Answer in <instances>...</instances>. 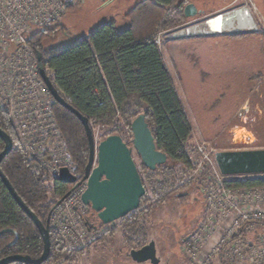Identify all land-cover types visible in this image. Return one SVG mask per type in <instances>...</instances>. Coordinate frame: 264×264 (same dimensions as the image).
Masks as SVG:
<instances>
[{
    "label": "trees",
    "instance_id": "obj_1",
    "mask_svg": "<svg viewBox=\"0 0 264 264\" xmlns=\"http://www.w3.org/2000/svg\"><path fill=\"white\" fill-rule=\"evenodd\" d=\"M184 1L139 0L125 15L126 28L119 29L114 20L107 21L70 43L47 46V42L59 33L65 34L60 21L53 28L32 29L26 36L36 59L37 54L40 55L50 82L67 104L88 119L91 128L110 127V135H120L124 129L132 134L133 120L141 114L145 116L156 149L167 157L164 165L151 172L162 176L147 179L153 193L160 196L157 203L190 185L189 181L175 187L180 181L179 170L187 171L193 166L187 146L192 125L156 42V34L169 29L171 22L186 20L183 10L187 4ZM73 6L68 5L66 10ZM53 113L76 172L84 175L89 156L84 127L74 114L57 102H54ZM0 129L13 143L11 151L0 163L1 172L25 206L46 225L50 211L72 187L55 179L53 196L57 201L51 202L45 189V172L19 147L7 114L1 108ZM3 150L4 142L0 139V153ZM143 169L147 170L144 165ZM245 176L248 177L228 176L230 178L224 180L225 188H264V174ZM142 182L145 188L143 179ZM170 188L172 190L167 191ZM147 193L145 188L138 210L119 219L126 241V236L136 230L139 219L147 213V209H141L143 201H148ZM183 195L175 196L183 198ZM115 231L108 230L109 234ZM143 231L140 229L141 240H132L131 249H139L148 243ZM49 238L50 253L42 264L59 260L73 263L83 252L68 251L50 229ZM43 247L37 226L22 211L0 178V259L15 255L36 259L42 255Z\"/></svg>",
    "mask_w": 264,
    "mask_h": 264
},
{
    "label": "rangeland",
    "instance_id": "obj_2",
    "mask_svg": "<svg viewBox=\"0 0 264 264\" xmlns=\"http://www.w3.org/2000/svg\"><path fill=\"white\" fill-rule=\"evenodd\" d=\"M228 1L230 0H185L186 4L194 5L201 13L192 18L185 17L184 21L171 22L169 29L156 34L165 63L192 125V135L187 146L191 152L193 166L187 171L179 170L180 181L175 187L189 181L190 185L173 192L165 201L157 203L160 196L153 193L147 184V179L151 176L160 178L162 175L157 173L152 175L153 171L144 170L143 163L133 150V160L148 192L146 196L148 201H143L141 204V209H147V213L139 219L136 230L133 229V232L126 236L127 241L123 239L119 220L94 231L91 226L85 225V218L91 217L93 213L88 206L81 204L80 199L86 188L85 183L51 214L49 229L62 240L68 251L82 250L84 253L92 247H97L100 250L107 249L109 253L113 251L115 257L118 256L119 260H123L122 264H125L124 261L137 264L129 257V251L132 240L139 241L140 229L143 228L148 243L150 241L155 243L159 264H195L186 255L184 242L208 214L209 203L205 195L211 187L204 181V176H208V171L203 165H206V160L197 148L205 146L206 153L210 154L207 155L208 157L214 156L219 151L264 149V0H234L232 4L227 5ZM116 2L110 6L109 12L104 9V0H72L68 5L74 6L67 10L65 8L60 19L65 34L59 33L55 39L47 42V46L73 42L79 36L86 35L106 22L110 13L116 14L118 24L122 22L127 26L128 23L123 16L137 1L117 0ZM218 4L224 5L220 13L214 9ZM243 7L250 9L252 31L243 35H204L201 32L200 29L205 27L203 25L206 20L218 16L220 20L218 23H222L224 17L236 15L233 12ZM121 12H123L122 16ZM237 18L238 16L233 19L237 21ZM53 25L47 24L45 28H53ZM206 28L210 29L207 25ZM239 122L241 128H230ZM91 129L96 145L112 132L110 127L92 126ZM119 136L129 147H132V134L124 129ZM61 140L68 154L62 135ZM71 162L75 174L83 177V174L76 172V166L72 160ZM224 178L230 177L224 176ZM45 189L49 200L57 201L53 196V183L47 175ZM171 190L172 188L167 191ZM179 193L184 194L183 198L175 196ZM236 193L235 199L240 201V205H246L243 209H248L253 207L252 205H257L256 195L264 196V188ZM74 207L76 210H73ZM62 220L65 222L62 223ZM113 229L116 230L115 233L109 234L108 230ZM74 230L82 235L77 237ZM220 234L221 227L216 230L215 237L218 238ZM236 238L243 241L246 247H258L261 239L264 238V223L243 229L235 236ZM210 246L209 242L204 245L206 248L200 253L201 258L205 253L207 254ZM230 259L228 255L218 254L210 264H239L231 262ZM115 261V258H111V263L115 264ZM53 264L73 263L59 260Z\"/></svg>",
    "mask_w": 264,
    "mask_h": 264
},
{
    "label": "built area",
    "instance_id": "obj_3",
    "mask_svg": "<svg viewBox=\"0 0 264 264\" xmlns=\"http://www.w3.org/2000/svg\"><path fill=\"white\" fill-rule=\"evenodd\" d=\"M71 2L72 0H0V108L7 114L19 147L29 158L39 163L52 183L62 167H66L76 179L72 184L73 190L48 214L49 228L51 214L57 206L63 205L86 182L81 175L75 174L71 158L65 152L53 113L55 100L40 77L38 61L26 42V36L33 28L42 29L47 24L59 22L65 6ZM211 20L212 18L205 21L208 28ZM156 42L159 44L158 38ZM197 149L206 160V165H203L208 176H204V181L211 185L205 195L209 210L197 229L185 240L186 255L195 264H210L218 254L228 255L234 263L264 264V238L258 247H254L257 249L251 245L246 247L243 241L235 239L243 229L264 223V196L256 195L257 205L243 209L246 205H240V201L235 199L236 192H249L258 188H225V178L220 173L214 156H207L210 154L206 153L205 146ZM219 227L221 234L216 238L215 233ZM74 231L77 237L82 235L77 230ZM208 242L211 244L210 249L201 258L200 253L205 251L204 245Z\"/></svg>",
    "mask_w": 264,
    "mask_h": 264
},
{
    "label": "water",
    "instance_id": "obj_4",
    "mask_svg": "<svg viewBox=\"0 0 264 264\" xmlns=\"http://www.w3.org/2000/svg\"><path fill=\"white\" fill-rule=\"evenodd\" d=\"M183 12L186 18H192L201 13L192 4H187ZM37 61L40 77L45 82L55 102L74 114L86 132L89 156L83 176L86 188L80 199L81 203L88 206L95 215L96 224L92 226V230L114 224L137 210L141 198L145 195L142 179L132 157L133 150L136 151L144 167L150 171H154L157 166L164 165L167 157L156 149L154 138L143 114L131 123L132 147H129L121 136L116 134L105 137L96 145L88 119L67 104L60 96L58 90L47 77L38 54ZM0 139L4 142V150L0 153L1 163L2 159L11 151L13 143L10 136L1 129ZM214 158L223 176L264 174V149L219 151L215 153ZM0 178L22 211L37 226L44 244L43 253L39 258L32 259L15 255L0 259V264H42L50 253L49 219L47 218L46 225L39 221L17 196L1 169ZM57 180L68 185L76 182L75 177L66 167L59 169ZM85 225H88V222H85ZM129 257L137 264L160 263L154 241H150L139 249H131Z\"/></svg>",
    "mask_w": 264,
    "mask_h": 264
},
{
    "label": "crops",
    "instance_id": "obj_5",
    "mask_svg": "<svg viewBox=\"0 0 264 264\" xmlns=\"http://www.w3.org/2000/svg\"><path fill=\"white\" fill-rule=\"evenodd\" d=\"M116 1L117 0H104V9L108 10L110 12V10H111L110 6L113 3H115ZM136 1H138V0H136ZM233 1L234 0H230V1L226 2V4L230 5L233 3ZM239 6H237V7H239ZM223 8H224L223 4H218L216 7H214V9L217 10L216 11L217 13H220L221 9H223ZM233 13H236V15L231 16V17H226V18L224 17L222 20V23H218V21H220L218 17L212 18V20L209 23L210 29L208 30L206 28V25L204 24L203 26H205V27L200 29L201 32H203L204 35H222V34H227V35L228 34H238V35L241 34V35H243L245 32L247 33L248 31H252L253 22H252V18H251V14H250V9H248L247 7H243L239 11H236V12L234 11ZM122 14H123V12H121L120 15L122 16ZM236 16H238L237 21H235V19H233ZM123 17L125 18V15ZM116 19H117L116 14L113 15L112 13H110L109 17L105 21L107 22V21L114 20L116 22ZM116 24H117V27L119 29H124L127 27L126 23L121 22L120 24H118L116 22ZM206 30H208V31H206ZM240 123L241 122H239V124L231 126L230 128L231 129L232 128H238V127H240L239 126ZM111 258L116 259L115 264H122L123 260H119L118 256L115 257L113 251L111 253H109V250H107V249L100 250L97 247H92L89 250H87L86 252L77 256V258L75 259L73 264H114V263H111ZM124 262H125V264H130L127 261H124Z\"/></svg>",
    "mask_w": 264,
    "mask_h": 264
},
{
    "label": "flooded vegetation",
    "instance_id": "obj_6",
    "mask_svg": "<svg viewBox=\"0 0 264 264\" xmlns=\"http://www.w3.org/2000/svg\"><path fill=\"white\" fill-rule=\"evenodd\" d=\"M95 218V215L94 214H92V216L91 217H86L85 218V222H88V226H93V225H95L96 224V219H94Z\"/></svg>",
    "mask_w": 264,
    "mask_h": 264
},
{
    "label": "bare ground",
    "instance_id": "obj_7",
    "mask_svg": "<svg viewBox=\"0 0 264 264\" xmlns=\"http://www.w3.org/2000/svg\"><path fill=\"white\" fill-rule=\"evenodd\" d=\"M248 136V135H247Z\"/></svg>",
    "mask_w": 264,
    "mask_h": 264
}]
</instances>
